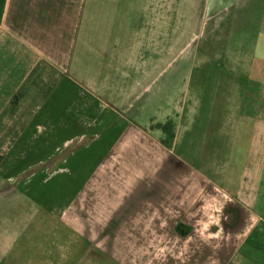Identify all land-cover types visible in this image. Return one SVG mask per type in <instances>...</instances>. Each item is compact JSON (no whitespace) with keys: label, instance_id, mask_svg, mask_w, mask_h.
Masks as SVG:
<instances>
[{"label":"crops","instance_id":"crops-1","mask_svg":"<svg viewBox=\"0 0 264 264\" xmlns=\"http://www.w3.org/2000/svg\"><path fill=\"white\" fill-rule=\"evenodd\" d=\"M0 264H264V0H0Z\"/></svg>","mask_w":264,"mask_h":264},{"label":"rangeland","instance_id":"rangeland-1","mask_svg":"<svg viewBox=\"0 0 264 264\" xmlns=\"http://www.w3.org/2000/svg\"><path fill=\"white\" fill-rule=\"evenodd\" d=\"M184 0H177V4L183 3ZM186 1H192V0H186ZM196 22L200 21V13L197 14V17L195 18ZM203 22V21H202ZM185 29H182L178 36L182 37ZM191 39L189 43L182 44L177 42V54L187 52L191 53L193 56L195 54H203V29L202 28H192L191 30ZM178 41V38H177ZM151 128H157L159 129L164 135L165 138L162 140V142L165 145H169L171 142V134L173 133V122L172 119H167L163 123L160 124H154L150 126ZM71 240V238L68 237H62V244L68 243V241Z\"/></svg>","mask_w":264,"mask_h":264},{"label":"trees","instance_id":"trees-1","mask_svg":"<svg viewBox=\"0 0 264 264\" xmlns=\"http://www.w3.org/2000/svg\"><path fill=\"white\" fill-rule=\"evenodd\" d=\"M170 138H171V139L173 138V133L171 134Z\"/></svg>","mask_w":264,"mask_h":264}]
</instances>
